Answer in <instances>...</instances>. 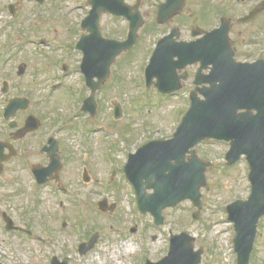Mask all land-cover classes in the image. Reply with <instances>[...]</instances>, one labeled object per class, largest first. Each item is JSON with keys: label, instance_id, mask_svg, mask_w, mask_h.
<instances>
[{"label": "rangeland", "instance_id": "1", "mask_svg": "<svg viewBox=\"0 0 264 264\" xmlns=\"http://www.w3.org/2000/svg\"><path fill=\"white\" fill-rule=\"evenodd\" d=\"M87 1L55 0L57 4L55 9L50 10L49 28L47 24L45 28L48 30L40 35L49 39L52 47L50 50H53L55 55L60 54V51L55 48L56 45L58 46V43L63 42L68 35L63 24L64 20L69 18L79 23V16L87 14L85 7ZM127 1L130 4L136 2V0ZM2 2H12V0H0V5ZM162 2L164 0H141L143 10L147 15H151V23L153 24L147 22L140 31L143 40L139 46L127 58L123 59L121 56L112 68V72L113 70L115 72L114 76L116 78L121 77L125 92L120 91L117 85L110 89L115 98L112 96L109 108L103 103L104 110L109 113L97 115L90 122L92 125L90 129L99 132L95 133L96 136L106 134L108 138L114 137L113 139L118 142L121 152L125 151L126 154L136 151L140 145L138 143H143V140L148 142L150 139L171 138L186 110L190 107L186 90L177 97L169 98L170 100L163 102L155 89L148 88L142 82V74L147 67V58L154 49L153 44L158 38L169 33L174 26L181 30L182 39L188 40L192 36V29L204 31L218 25V22L214 20L207 24L198 19L206 8L216 4V0H189L187 10H191L195 20H184L185 16H183L171 22L173 27H155L157 24H154V18L157 15L158 6ZM79 4H82L84 9H78ZM26 5L32 7L30 4ZM35 15L42 17L45 13L35 12ZM30 19L31 17L21 15L18 20L17 32L25 38L33 33L29 26ZM1 20L6 21L8 19L3 18ZM9 21L11 20L9 19ZM255 27L257 32L252 35V46L255 49L253 53L264 54V25L257 23ZM125 28L127 29L128 25L122 19L109 15L103 19L102 30L106 37L123 40ZM239 30L240 28L234 30L235 39H237L236 35L239 34ZM8 33H15V29H8ZM79 34H74V44L79 39ZM78 60L79 57L76 61ZM67 64L70 65V63ZM75 64L71 62V66L77 67ZM59 73L56 76L49 74L50 88L59 82ZM79 75L78 72L71 71L68 80L74 85L78 83L81 85ZM109 81L111 86L116 79L112 76L107 82ZM55 97L57 99L61 95L55 94ZM104 100L105 97L102 96V101ZM112 102L113 104L122 103L123 117L120 119L121 121H117L113 115H110V113L113 114L114 108ZM57 103L56 100V102L51 103L50 107L53 110L57 109ZM100 108V113H102V106ZM102 115L107 116L103 118ZM102 140L104 142V137ZM110 143H112L113 152L117 153V144L112 140ZM196 150L203 161L212 164L207 171L208 185L202 190L203 209L198 220L192 218L196 208L189 201L183 202L174 209L165 210V223L161 227L154 225L150 215L142 216L140 213L134 215L135 202L132 191L126 183L119 181L118 173L115 176V181H112L110 166L106 167L102 160L100 148H97L94 153L96 159L93 158L94 181L91 185H83L77 181L70 182L65 179L66 186L74 191L68 197H63L54 186L38 188L28 182L24 184L18 182L5 187L9 190L7 191L9 194L2 192V194L7 195L5 198L6 208L13 214L19 225L32 231V235L12 234L2 228L0 231V261L7 264H51L52 258L58 257L60 261L66 260L69 264H119L111 258L112 252L107 253L106 250L109 247L113 248V245L109 246V240L121 235L133 239L136 247L138 246L135 252L127 253V257L121 259V263L146 264L148 258L141 255H149L151 261L158 262L168 254L170 232L174 234L188 232L197 237V249L203 247L205 250L202 264H237V256L233 246L235 232L233 225L228 222L226 207L238 199H248L251 192L248 180L249 165L245 158H242L237 164L229 167L225 160L229 144L224 142L206 141L200 144ZM120 156L117 157V160L124 159V155ZM76 158L78 156L67 163L66 178L75 177L78 174V168L74 162ZM116 165L113 169V176L122 166V162H116ZM106 169H108L107 177L110 179L103 182L104 187L111 184H118L119 187V197L109 199L110 203L117 202L118 211L109 213V211L102 212L99 208L98 210L92 208V211L87 213L90 217L86 216V212L80 211L86 206V200L89 202L87 206H90V200L91 204L97 205L105 194V192L101 193L103 188L100 180L103 179ZM121 173L123 174V169ZM61 201L67 204L66 208L59 206ZM87 210L89 211L88 208ZM64 220L68 224L66 228L62 226ZM139 225L141 231L138 234H132L131 229ZM95 231H100L98 243L89 253L80 255L78 249L80 238L83 234L84 236L86 233L92 235ZM87 237L82 240H87ZM120 256L123 257L121 254ZM251 257L249 264H264V218L259 223Z\"/></svg>", "mask_w": 264, "mask_h": 264}, {"label": "flooded vegetation", "instance_id": "2", "mask_svg": "<svg viewBox=\"0 0 264 264\" xmlns=\"http://www.w3.org/2000/svg\"><path fill=\"white\" fill-rule=\"evenodd\" d=\"M89 1H87V6H85L87 14L90 10ZM188 1L185 0V5H183L181 0H173L172 5L177 11L176 14L171 16V20H166L165 24H161L158 15H156L154 24L157 25L155 27L172 26L171 22L183 16H185L184 20H195L191 10H187ZM25 3L32 5V7ZM263 3L264 0H216V4L213 7L206 8L198 19L202 23L207 24H210L213 20L218 22V25L207 31L218 28L223 20H229L228 24L231 27L230 37L235 52V59L238 62L254 63L264 58V54L253 53L255 49L252 46V35L257 32L255 25L257 23L264 25ZM56 4L55 0H12V2H2L0 5V231L4 228L6 232L12 234L31 235L28 233L29 230L27 228H23L18 224L13 214L6 208L7 202H5V198H7V195L2 194V192L9 194L7 193L9 190L5 187L18 182L22 184L28 182L38 188L54 186L63 197H68L74 191L69 186H66L65 179L70 182L77 181L79 184L91 185L95 176L93 158L96 159V156H94L97 149V136L95 133L98 131L90 129L92 128L90 122L97 117L99 107L103 105V102H111L114 94L110 92V89L115 85L119 87L120 91L124 89L120 81L122 80L121 77L116 78L113 70L103 83L102 89L95 95L98 105L96 117L91 115L89 105L86 104V100L91 96V91L86 86L84 76L80 74L84 48L87 46V44L79 45L83 35L82 15L79 16V23L69 18L64 20L63 24L68 31V35L63 41L64 43H58V50H64L65 52H62V55H55L53 50H50L51 43H49V39L46 36H40L43 35L45 30H48L50 10L55 9ZM129 5L135 7L130 12L132 19L140 23V26L136 29L137 41L140 43L143 40L141 39L140 31L147 22L148 24H153L151 23L152 18L151 15H147L143 10L141 0H136V2ZM179 5L181 6L180 10ZM78 9L84 8L79 5ZM257 9L258 11L254 15L253 13ZM35 12H43L45 15L36 17ZM21 15L31 17L29 26L33 33L27 38L17 32V24ZM3 18L8 20L2 21L1 19ZM47 24L48 28H45ZM126 25H128V28L127 32H124L123 40L127 41L130 39V32L128 33L129 23L126 22ZM13 28L15 33H8V29ZM237 28H240V30L239 34L236 35L237 39H235L233 34ZM194 31L201 32L198 29H192V36ZM77 33H80L79 39L77 38L78 40L74 44L73 36ZM172 33L177 35L171 40L170 45L172 47L179 42H194L197 40L192 36L188 40L182 39L181 30L175 26L169 33L164 34L160 38ZM86 35L88 34L86 33ZM132 52L123 54V59L127 58ZM77 57H79L78 61H76ZM161 59L167 58L162 57ZM71 62L76 63L77 67L71 66ZM67 63H70V65ZM200 66L198 63L188 66L184 70L178 68L168 69L172 78L170 85L181 86L182 91L186 90L188 92V101H191L190 96L194 91L202 88L196 85ZM71 71L80 74L81 85L79 83L74 85L73 82L68 80ZM58 72H60L58 75L59 82L53 84L50 88L49 74H58ZM207 73L208 71L203 72L201 79L204 80ZM95 75H97L96 72ZM112 76L116 81L110 86V81H107ZM55 94H60L61 97L56 99ZM176 95L177 93L166 95L165 97ZM102 96L105 97L104 101H102ZM56 100L58 102L56 105L57 109L53 110L50 105ZM51 110L53 111L51 112ZM82 127L84 129L81 132ZM144 143L145 140H143ZM138 149L139 146L136 151ZM130 154L129 152L126 154L124 161L117 162H123V166L129 159ZM76 156L78 158L74 162L78 168V174L75 177L66 178L67 163ZM107 173L108 169H106L103 179L100 180L102 186H104L103 182L109 179ZM118 173L119 181L124 182L123 174L120 171ZM112 174L113 172L111 171L110 178L114 182L115 178ZM116 174L117 172L114 176ZM102 190L101 193L105 192V194L101 198L102 200H107L108 203L110 198L119 197L118 184H111L108 187H103ZM95 191L94 193H96ZM86 203L89 205L88 200H86ZM87 204L80 211L83 210L86 212V216L90 217L87 213L91 212L92 208L95 210L96 204H91V200L90 206H87ZM114 204L118 207L116 201ZM59 206L66 208L67 204L61 201ZM63 222L62 226L66 228L68 226L66 220ZM9 223L15 230L7 228ZM136 232H140V230L138 229ZM95 233L98 234V232ZM95 233L92 235L91 233L88 235L86 233L85 236L83 234L79 240V248L83 244H88ZM86 236H88L87 240L83 241L82 239ZM86 246L88 247L89 245ZM53 259L60 261L58 257H53L51 262ZM61 262L68 261L64 260ZM0 264L7 263L0 261Z\"/></svg>", "mask_w": 264, "mask_h": 264}, {"label": "water", "instance_id": "3", "mask_svg": "<svg viewBox=\"0 0 264 264\" xmlns=\"http://www.w3.org/2000/svg\"><path fill=\"white\" fill-rule=\"evenodd\" d=\"M91 3L95 21L91 23L92 16L87 19L86 25L97 38L94 36L93 40H86V68L89 72L91 63L104 58V62L97 63V70L105 74L114 58L136 43V29L140 23L131 18L130 39L127 42L105 41L98 29L100 14L109 10L120 15L125 5L123 0H94ZM172 3L173 0H168L161 7V18ZM174 36L177 35L172 33L160 42L147 71L148 78L156 76L159 80L157 86L165 93L179 90L163 88V71L160 67V58L177 57L179 61L170 66L171 69L184 68L197 61L206 63V67L213 65L205 81L210 86L200 90L205 98L203 101L197 98L196 92L192 94V108L183 118L173 139L143 147L137 155L131 156L126 173L136 187L141 210L151 212L156 223L162 224L163 211L176 207L184 200L190 199L199 210L202 209L200 191L207 184L205 172L209 164L201 162L190 149L205 139L231 142V150L227 154L229 164L236 163L242 155H246L251 166V196L248 201H238L227 209L229 221L235 224L234 244L238 264H248L257 225L264 216V62L253 65L236 63L229 43L228 28L224 26L207 33L197 42L177 43L172 47L170 43ZM167 75L169 73L165 72V77ZM253 111L257 114H253ZM188 154L190 157L187 161ZM144 172L147 188L154 190V194L149 197L144 196L146 190L140 180ZM196 214L195 217L199 216V212ZM194 242L195 239L186 233L173 236L170 254L159 264H199L203 250L194 252Z\"/></svg>", "mask_w": 264, "mask_h": 264}, {"label": "bare ground", "instance_id": "4", "mask_svg": "<svg viewBox=\"0 0 264 264\" xmlns=\"http://www.w3.org/2000/svg\"><path fill=\"white\" fill-rule=\"evenodd\" d=\"M132 250L136 251L135 248H134V246L132 247ZM111 258H112L113 260H115L117 263H119V264H123V263H121V260H120V259H119V260H116V258H115L114 256H111Z\"/></svg>", "mask_w": 264, "mask_h": 264}]
</instances>
